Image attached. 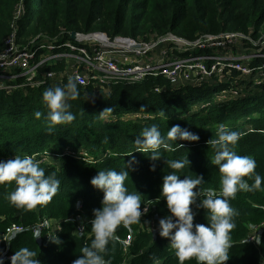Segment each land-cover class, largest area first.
<instances>
[{
    "label": "trees",
    "instance_id": "1",
    "mask_svg": "<svg viewBox=\"0 0 264 264\" xmlns=\"http://www.w3.org/2000/svg\"><path fill=\"white\" fill-rule=\"evenodd\" d=\"M18 8L22 14L17 37L23 47L40 39L66 42L73 33L79 37L106 36L110 40L122 37L137 42L168 35L188 41L232 32L251 33L256 39L264 36V0H0V52L12 32ZM64 65L60 62L57 69L44 67L42 72L60 70ZM24 82L18 80L22 88L0 92V161L14 159L16 155L33 156L40 161L46 176L56 175L60 188L47 204L24 210L6 198L15 189V183L0 184V235L14 224L31 226L44 219H69L77 215L78 203L82 218L92 220L93 210L101 208L103 201L102 191L90 183L99 170L119 172L128 165L129 179L125 181L128 191H137L142 203L153 201L148 205L146 219L155 212L164 217L169 214L161 197L162 178L172 171L166 160L187 158L189 165L177 172L180 179L202 175L204 183L198 186L201 190L219 191L221 174L210 162L215 149L208 141L216 138L218 126L224 124L244 134L234 151L254 158L255 173L262 177L260 189L237 192L236 198L229 200L238 215L233 217L235 228L230 233L226 264H264V229L259 248L242 243L250 234L249 225H264V85L257 86L253 77L245 79L237 72L231 74L227 83L210 80L186 87H174L162 77L121 82L104 89L78 85L79 97L68 101L76 118L49 132L44 118L37 120L34 113H46L42 93L58 86L57 82L48 80L37 88ZM66 83L67 79L59 86ZM232 90L237 92L235 97L230 95ZM107 107L113 111L99 116ZM161 111L167 118L160 115ZM153 124L159 126L165 137L168 129L179 124L199 140L168 141L169 148L159 149L161 159L152 161L147 157L150 153L144 152L135 141L144 128ZM176 144H183L184 148L173 151ZM244 179L250 185L254 182L253 178ZM191 207L194 225H207L206 210ZM130 227L137 232L130 253L124 255L118 240L110 241L103 254L110 264H154L153 256L159 264H179L169 247L170 241L160 237L159 232L153 240L147 227L143 232L139 224ZM75 228L74 223H63L58 236L60 244L43 240L38 246L31 232L18 235L8 247L0 241V258L6 249L12 256L19 248L28 247L37 252L41 264H72L81 255L80 249L91 243V238H77ZM115 235L125 239L128 231L121 225Z\"/></svg>",
    "mask_w": 264,
    "mask_h": 264
},
{
    "label": "clouds",
    "instance_id": "2",
    "mask_svg": "<svg viewBox=\"0 0 264 264\" xmlns=\"http://www.w3.org/2000/svg\"><path fill=\"white\" fill-rule=\"evenodd\" d=\"M77 75L69 76L63 86L49 87L42 93V103L47 109L46 113L36 111L37 120L44 118L47 131L52 132L55 126L71 123L76 118L70 111L69 100L79 97ZM141 110H144L141 108ZM111 107L105 108L99 116L111 113ZM161 116L167 118L163 111ZM244 134L228 129L220 124L216 138L208 141L215 154L210 161L218 167L221 174L219 194L211 188L201 190L198 186L204 183L202 175L194 178L184 177L180 179L177 174L185 165H189L188 159L166 160L167 167L171 169L163 176L161 197L166 202L168 215L159 220L158 232L160 237L170 241L169 247L174 251L179 264L186 261H195V264H226L229 260L228 250L231 247V231L235 228L233 217L238 212L230 206L229 200L235 199L237 192H250L261 187L262 177L255 173L256 161L251 156L238 155L234 146ZM195 142L199 137L179 124L173 125L167 131L166 137L161 134L156 124L144 128L135 144L140 146L152 161L161 159L159 149L169 148L168 141ZM183 149V144H176L172 150ZM126 165V164H125ZM128 165L125 170L115 169L99 170L90 183L102 191V207L93 210L91 224V243L80 249L81 255L72 261V264H110L105 260L104 253L110 241L117 240L116 229L121 225L131 231V225L140 224L141 216L149 210L148 205L153 201L142 203L141 195L129 192L125 181L129 179ZM154 170V169H153ZM245 177L253 178L250 185ZM14 182L15 189L8 193V201L17 208L31 210L38 205L50 202L60 188V180L56 175L46 176L45 169L40 166V161L33 156L16 155L14 159L0 161V184ZM196 189V191H194ZM201 197H203L201 199ZM199 200V204H197ZM144 205L143 212L141 205ZM192 205L202 208L207 212V225L195 224ZM46 223V222H45ZM35 241L41 237V226L31 228ZM51 242L60 244L61 241L55 235L48 236ZM154 264H159L153 256ZM0 264H4L0 259ZM11 264H41L37 252L28 247H21L11 256Z\"/></svg>",
    "mask_w": 264,
    "mask_h": 264
},
{
    "label": "built area",
    "instance_id": "3",
    "mask_svg": "<svg viewBox=\"0 0 264 264\" xmlns=\"http://www.w3.org/2000/svg\"><path fill=\"white\" fill-rule=\"evenodd\" d=\"M21 14L18 8L12 22V32L5 39L0 52V92L22 88L23 84L18 83L20 79L26 85L37 88L48 80H54L59 85L73 75L80 77L79 86L87 88L92 85L96 89L121 82H140L147 77H162L174 87L197 86L210 80L227 83L232 72H239L247 78L253 77L257 85H264V36L256 39L251 33L232 32L188 41L168 35L140 42L122 37L110 40L106 36H78L76 41L40 39L23 47L17 37ZM91 39L93 42H90ZM243 54L252 60L240 59L239 56ZM60 62L65 63L60 70L42 72L44 67L57 69ZM230 95L235 97L237 92L230 91ZM216 192L219 194V191ZM77 209H81L80 203ZM160 219V216H155L146 225L154 238L158 235ZM90 221L77 217L66 220L44 219L31 226L14 224L0 235V241L8 247L18 235L25 232L33 234L31 228L40 225L41 237L37 244L41 246L43 240L50 242L48 236H54V233L59 236L63 231V223L76 224L74 235L88 240L91 238L88 230ZM263 229L264 225H250V234L242 243L259 248ZM127 231L125 239H117L125 251L133 246L137 233L132 228ZM0 259L11 262L8 249Z\"/></svg>",
    "mask_w": 264,
    "mask_h": 264
},
{
    "label": "rangeland",
    "instance_id": "4",
    "mask_svg": "<svg viewBox=\"0 0 264 264\" xmlns=\"http://www.w3.org/2000/svg\"><path fill=\"white\" fill-rule=\"evenodd\" d=\"M237 33V32H236ZM83 36H85V35H83ZM262 36V35H261ZM90 42H93V40L91 39L90 40ZM239 58L240 59H242V60H252V58L250 57V56H248L247 54H243V55H241V56H239ZM233 73V72H232ZM242 78H245V79H248L247 77H245V76H243V75H241V73H239V72H237ZM256 84V83H255ZM257 85V84H256ZM257 86H260V85H257ZM232 91H236V90H232ZM225 93H227V92H225ZM159 201V200H158ZM165 201V200H164ZM167 210V209H166ZM168 211V210H167ZM76 212H77V215H75V216H73V217H71L72 219H76L77 217H83L82 215H81V209L80 210H78L77 209V205H76ZM147 216V214L144 216V217H142L141 216V219H146L145 217ZM155 216H160L159 214H157L156 212L155 213H153V215H152V218L153 217H155ZM164 216H160V218H163ZM84 218V217H83ZM152 218H150V219H146V222H148V221H150ZM70 219V218H69ZM142 223V222H141ZM142 224H144V223H142ZM139 228H141V231L143 232V230H146V225H140L139 224ZM249 228H250V225H249ZM90 232H91V230H89ZM152 234V233H151ZM153 240H156V238H152ZM153 240H152V242H153ZM6 245V244H5ZM133 245H134V243H133ZM7 246V245H6ZM123 247V246H122ZM132 248V247H131ZM130 248V249H131ZM123 249V248H122ZM129 249V250H130ZM125 251L124 249H123V253H124V255H128L129 253H130V251ZM6 251H7V249H6ZM126 258H128V256H126Z\"/></svg>",
    "mask_w": 264,
    "mask_h": 264
},
{
    "label": "water",
    "instance_id": "5",
    "mask_svg": "<svg viewBox=\"0 0 264 264\" xmlns=\"http://www.w3.org/2000/svg\"><path fill=\"white\" fill-rule=\"evenodd\" d=\"M78 34L77 33H73L72 34V40H74V41H76V40H78Z\"/></svg>",
    "mask_w": 264,
    "mask_h": 264
}]
</instances>
